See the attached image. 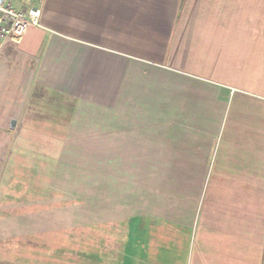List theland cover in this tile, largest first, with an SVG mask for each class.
<instances>
[{"label":"crops","instance_id":"obj_1","mask_svg":"<svg viewBox=\"0 0 264 264\" xmlns=\"http://www.w3.org/2000/svg\"><path fill=\"white\" fill-rule=\"evenodd\" d=\"M39 7L0 46V264H40L5 212L66 162L60 142L128 147L160 196L117 264H264V0Z\"/></svg>","mask_w":264,"mask_h":264},{"label":"rangeland","instance_id":"obj_2","mask_svg":"<svg viewBox=\"0 0 264 264\" xmlns=\"http://www.w3.org/2000/svg\"><path fill=\"white\" fill-rule=\"evenodd\" d=\"M13 1L18 5L25 0ZM57 144H66V162L56 161L51 177L41 173L28 185L32 192L15 196L22 202L18 209L5 212L23 230L25 256L27 247H38L40 264H117L130 218H142L160 196L143 193L147 180L135 177L141 173H135V156L128 147Z\"/></svg>","mask_w":264,"mask_h":264},{"label":"built area","instance_id":"obj_3","mask_svg":"<svg viewBox=\"0 0 264 264\" xmlns=\"http://www.w3.org/2000/svg\"><path fill=\"white\" fill-rule=\"evenodd\" d=\"M43 0H29L26 5L16 6L12 0H0V46L14 24L23 21L40 24V4Z\"/></svg>","mask_w":264,"mask_h":264}]
</instances>
